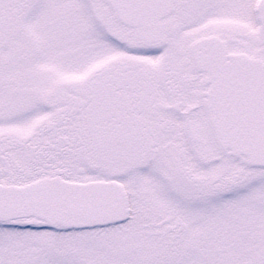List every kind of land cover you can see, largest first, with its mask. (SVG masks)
Listing matches in <instances>:
<instances>
[{
  "label": "snow or ice",
  "instance_id": "6c2138e0",
  "mask_svg": "<svg viewBox=\"0 0 264 264\" xmlns=\"http://www.w3.org/2000/svg\"><path fill=\"white\" fill-rule=\"evenodd\" d=\"M0 264H264V0H0Z\"/></svg>",
  "mask_w": 264,
  "mask_h": 264
}]
</instances>
